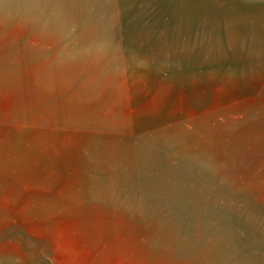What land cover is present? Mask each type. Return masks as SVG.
<instances>
[{
    "label": "rangeland",
    "instance_id": "374dc122",
    "mask_svg": "<svg viewBox=\"0 0 264 264\" xmlns=\"http://www.w3.org/2000/svg\"><path fill=\"white\" fill-rule=\"evenodd\" d=\"M226 1L0 0V264H95L89 200L110 216L135 205L115 195L201 193L225 176L213 152L221 132L235 146L234 98L252 92L236 88L255 85L237 84ZM249 162L229 153V192L257 173ZM96 178L136 185L107 193Z\"/></svg>",
    "mask_w": 264,
    "mask_h": 264
},
{
    "label": "crops",
    "instance_id": "0c3cea01",
    "mask_svg": "<svg viewBox=\"0 0 264 264\" xmlns=\"http://www.w3.org/2000/svg\"><path fill=\"white\" fill-rule=\"evenodd\" d=\"M223 11L229 16L225 19L226 33L243 35L234 43L235 69H240L236 73L241 79L237 84H245V80L255 84L236 88L252 92H242L234 98L239 107L235 146L229 149L227 134L221 132V149L213 152L215 160L221 161L225 176L208 184L201 193L179 194L165 184L162 191L169 195L164 197L140 199L144 197L131 195L126 200L115 195V207L121 206L120 202L131 205L129 201L135 205L133 209L117 208L110 216L103 214L97 198L89 200L93 214L103 219L95 226L102 240L95 264H264V193L244 191L245 185L264 186V0H227ZM244 67L250 69H241ZM243 72L258 74L251 78L239 74ZM229 153L238 169L240 160L251 161L250 169L256 165L258 169L257 173L251 170L250 181L241 171L235 181L241 191L233 193L228 190L226 174ZM201 155V162L214 161L202 152ZM96 179L107 193L116 187L136 185L132 179Z\"/></svg>",
    "mask_w": 264,
    "mask_h": 264
}]
</instances>
